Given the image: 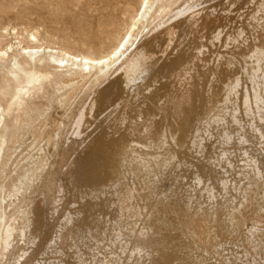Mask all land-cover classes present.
Returning a JSON list of instances; mask_svg holds the SVG:
<instances>
[{"label":"rangeland","instance_id":"374dc122","mask_svg":"<svg viewBox=\"0 0 264 264\" xmlns=\"http://www.w3.org/2000/svg\"><path fill=\"white\" fill-rule=\"evenodd\" d=\"M142 1L0 0V44L6 48L20 40L26 46L106 55L130 31ZM209 1L194 0L200 5L196 8L199 13L214 4L216 23L209 24L207 10L192 21L194 24L186 17L172 19L169 24L175 26L177 41L168 51L166 45H159L164 26L153 31L154 24L138 25L128 50L110 67L108 76L84 79L69 72L71 66L61 59L40 62L38 57L31 59L18 50L0 61L2 107H8L21 87L29 90L0 125V264H264V139L255 131L259 126L264 132V121L259 122L253 101L250 109L241 102L230 105L231 114L238 110V123L227 114L225 124L205 127L200 146L190 142L199 127L198 119L212 117L222 104L221 95L230 79L239 77L240 90L251 91L246 73L251 63L246 65L243 58L247 55L238 50L252 48L264 39V25L254 17L263 14L259 5L264 0ZM191 2L169 1L174 7ZM202 20L208 22L205 29ZM219 31L221 38L217 40ZM30 35L36 39L32 41ZM235 37L238 42L233 41ZM142 43L149 45L148 49L153 47L155 59L125 90L119 79L122 72L116 70ZM181 56L183 66L189 67L185 76H178L180 70L174 65ZM35 73L49 78L28 84L27 76ZM66 80L74 84L64 87ZM188 92H193L191 97ZM181 96L187 100L177 110L174 102ZM92 103L97 105L91 108ZM85 111L82 133L77 135L75 117ZM227 132L232 136L229 142L223 139ZM158 133L167 135L164 147L157 142ZM245 135L247 142L241 140ZM131 141L139 145L136 155L153 157L151 173L128 169L124 183L95 193L100 182L93 176L97 172L99 179L104 175L102 169L113 143ZM172 155L174 159H169ZM154 156L167 162L157 168ZM255 166L261 174L258 183L252 172ZM127 191L132 192V198L124 201ZM7 224L15 231L5 250L1 239Z\"/></svg>","mask_w":264,"mask_h":264},{"label":"bare ground","instance_id":"6f19581e","mask_svg":"<svg viewBox=\"0 0 264 264\" xmlns=\"http://www.w3.org/2000/svg\"><path fill=\"white\" fill-rule=\"evenodd\" d=\"M170 0H143L142 1V4L140 6V8L138 9L137 13L135 14V16H133L132 18V24H131V28H130V31L127 32V34H125L123 40L121 42H118L119 44L114 47V49L109 52L108 54L106 55H100V56H88V55H83V54H74V53H71V52H68V51H65V50H61V49H56V48H52V47H46V46H26L24 45L20 40L16 41L15 43H12V44H9L6 48H3L1 47V44H0V61H5L7 57H10V52H15V50H18L19 52L21 51V54L22 55H27L28 57H30L31 59H34L35 57H38L37 59L40 61V62H45L47 60L49 61H57L58 59H61L63 62H67L71 68H70V71L69 72H73V74H79L81 75L82 78L84 79H91V78H94L96 77L97 75L99 74H103V76H108L109 75V69L110 67L117 63L118 61L121 60V58L125 55L126 51L128 50V47L130 45V43H132L133 39H134V36H135V29L138 27V25H140L141 23L145 22V23H148L150 26L154 24V28H153V31L157 30L158 28H161L164 26V29L162 30L160 34V41H162L163 43L161 44V42H159L160 44L159 45H163L164 46L166 45L167 48H164L166 49V51H168L167 49L168 48H171L169 46H172V45H175L173 44V41H177V40H174V25H171L169 24V22L174 19V18H177V17H186V19L188 20L190 18L189 21H193L195 20L197 17H199L200 15H205V13H203L204 11L207 10V15L205 16L209 22V24H211L212 22H214V19L212 17V15L215 13L214 9V4L213 5H210V6H207V9L204 10L200 13L199 11L196 9L197 7H199L200 5L197 4L196 2H194V0H192L191 3H187L185 6L183 5H178L177 7H174L173 4L169 3ZM198 1V0H197ZM203 1V0H202ZM208 1V0H207ZM211 1V0H210ZM209 1V2H210ZM253 1L254 3L256 2V0H251ZM178 2V1H177ZM169 3V4H168ZM204 3V2H203ZM252 3V2H251ZM258 3V1H257ZM256 3V4H257ZM201 4V3H200ZM217 5V4H216ZM256 10V9H255ZM258 11V10H257ZM256 11V12H257ZM259 11H261L263 14L260 16V17H256V14H254L255 18H257V20L259 19L260 21L259 22H262V25H264V2L260 3L259 5ZM259 11L257 13H259ZM221 12V11H220ZM172 13H174L172 15ZM218 14V13H217ZM215 15V14H214ZM220 15V14H219ZM253 15V14H252ZM258 15V14H257ZM221 16V15H220ZM219 16V18H221ZM204 17V16H203ZM202 17V18H203ZM212 17V18H210ZM205 18V19H206ZM210 20H209V19ZM201 19V18H200ZM199 19V20H200ZM213 19V20H212ZM218 20V19H217ZM183 21V19H182ZM202 25L203 23L206 25V27L203 25V28H207V23L206 20H202ZM220 21V20H218ZM256 21V19L254 20ZM173 22V21H172ZM186 22V21H185ZM188 22V21H187ZM194 22V21H193ZM192 22V23H193ZM198 22V20H197ZM258 22V23H259ZM179 23V21H178ZM189 23V22H188ZM187 23V24H188ZM216 22H214L213 24H215ZM218 23V22H217ZM257 23V22H256ZM176 24V23H175ZM181 24V23H180ZM185 24V23H184ZM191 24V23H190ZM188 24V25H190ZM194 24V23H193ZM212 24V25H213ZM219 24V23H218ZM255 24V23H254ZM187 25V26H188ZM200 25H201V20H200ZM217 25V24H216ZM223 25V24H222ZM178 26V24L176 25ZM181 26V25H180ZM179 26V27H180ZM186 26V25H184ZM186 26V27H187ZM210 26V25H209ZM178 27V28H179ZM183 27V26H181ZM193 27V25H192ZM191 27V28H192ZM196 27V26H195ZM193 27V28H195ZM224 27V26H223ZM261 27V26H260ZM189 28V27H188ZM201 28V27H200ZM221 28V27H220ZM256 28V27H255ZM180 29V28H179ZM182 29V28H181ZM187 29V28H186ZM197 29V28H196ZM195 29V30H196ZM264 29V27H263ZM176 31L178 30L177 28L175 29ZM193 30V29H192ZM261 30V28H260ZM5 31V30H4ZM190 31V30H188ZM197 32L199 30H196ZM263 31V30H262ZM184 32V31H183ZM182 32V33H183ZM193 32V31H192ZM216 32V31H215ZM221 32L222 31H219L217 33V35L215 36V39L219 40L221 38ZM259 32V31H257ZM8 33V32H7ZM196 33V32H195ZM138 34V33H137ZM150 35L152 33H149ZM184 34V33H183ZM182 34V35H183ZM188 34V32H187ZM190 34V32H189ZM202 34V33H201ZM260 34V33H259ZM263 34V33H262ZM261 34V36H262ZM148 35V34H147ZM149 35V36H150ZM178 35V33H177ZM181 35V36H182ZM237 35V34H235ZM264 35V34H263ZM158 36V34H157ZM212 36V35H210ZM233 36V35H232ZM260 36V35H258ZM257 36V37H258ZM30 37L32 38V41L33 39H36V36L35 35H30ZM151 37V36H150ZM149 37V38H150ZM194 37V36H193ZM256 37V38H257ZM2 38V36H1ZM152 38V37H151ZM153 38L154 35H153ZM157 38V37H156ZM181 37H177L176 39H180ZM185 38H186V35H185ZM260 38V37H259ZM158 39V38H157ZM156 39V40H157ZM148 41L150 39H147ZM146 40V41H147ZM159 40V39H158ZM181 40V39H180ZM186 40V39H185ZM184 40V42H185ZM197 40V39H196ZM212 40V39H211ZM230 40V39H228ZM239 38L235 37L233 38V41L234 42H238ZM261 40V39H260ZM35 41V40H34ZM145 41V42H146ZM155 41V40H154ZM183 41V40H182ZM187 41V40H186ZM190 41V40H189ZM205 41V40H203ZM210 41V40H209ZM224 41V40H223ZM227 41V40H226ZM153 42V41H152ZM156 42V41H155ZM157 42V43H158ZM183 42V43H184ZM195 42V40H194ZM198 42V41H197ZM200 42V41H199ZM206 42V41H205ZM213 42V40H212ZM219 42V41H218ZM261 43H257L255 42V44L252 46V48H245L244 50L240 49L239 48V53L241 51V54H245L247 55L244 56L245 58H243V61L244 63L247 65L248 63H251L250 64V72L246 71V73H249L248 76H249V80L251 81V85H252V88H251V91L248 89V88H245L243 90H240L241 88V79L239 77H233L232 79L229 80V82L224 86V89H223V95H221V103L220 105L217 106V108H215L216 110V113L211 117L209 118H204V119H198V122L196 123H200L199 124V127L198 128H195L193 134L190 136L191 138V143L194 145H199L198 143H200L203 139L201 138V134H204L202 133L203 130L207 131L205 129V127H209L210 124H216V125H220L222 123H224L226 121V116L227 114H231V110L229 111L230 109V105L233 103H238V102H241V104L250 109V105H251V102L253 101V104L255 105L257 111H258V118H259V122H262L264 121V115H263V107H264V39L262 41H260ZM10 43V42H9ZM31 43V42H30ZM33 43V42H32ZM176 43V42H175ZM193 43V42H192ZM202 43V42H201ZM208 42H206L207 44ZM211 42H209L208 44L210 45ZM151 44V42H150ZM179 45V42L177 43ZM194 44V43H193ZM214 44V42H213ZM244 44V43H243ZM156 45V44H155ZM188 45V44H187ZM196 45V44H194ZM204 45V44H203ZM215 45V44H214ZM238 45V44H237ZM148 46L146 43L142 45H140L139 47H137L136 49H134V51L132 52V54L125 59V61L121 64V66L116 70L117 72L118 71H121V77L119 78L120 81L123 83V87L126 89H128L129 86L132 85V83H136V81L138 79L141 78V76L146 73L148 71V69L150 68L151 64L152 63V57H154V53L155 51H152L151 47L148 49ZM163 46V47H164ZM165 46V47H166ZM180 46V45H179ZM182 46V45H181ZM197 46V45H196ZM236 46V45H235ZM242 46V45H241ZM155 47V46H154ZM157 47V46H156ZM161 47V46H160ZM162 47V48H163ZM244 47V46H243ZM246 47H248L246 45ZM251 47V46H250ZM174 48V47H173ZM187 48V47H185ZM161 49V48H160ZM163 49V50H164ZM176 49V48H175ZM174 49V50H175ZM178 49V48H177ZM233 49V48H232ZM235 49V48H234ZM157 50V49H156ZM172 49H170L171 51ZM173 50V51H174ZM189 50V49H188ZM160 51V50H159ZM177 51V50H176ZM187 51V50H186ZM185 51V53H186ZM199 51V50H198ZM161 52H165V51H161ZM190 52V51H189ZM159 53V52H158ZM156 52V55L158 54ZM166 53V52H165ZM171 53H173L171 51ZM181 53V52H180ZM183 53V54H185ZM188 53V51H187ZM235 53V52H234ZM179 54V52H178ZM198 54V53H197ZM197 54H194L196 55V57L194 58H197ZM231 54V52H230ZM233 54V53H232ZM155 55V56H156ZM161 55V54H159ZM164 55V54H163ZM168 55V54H167ZM173 55V54H172ZM181 55V54H180ZM189 55H192L191 53H189ZM187 55V56H189ZM238 55V54H237ZM158 56V55H157ZM156 56V57H157ZM177 56V55H176ZM193 56V55H192ZM199 56V54H198ZM216 56V55H215ZM242 56V57H243ZM166 57V56H165ZM178 57V56H177ZM191 57V56H190ZM201 57V56H200ZM199 57V58H200ZM234 57V56H233ZM162 57H160L161 59ZM185 58V57H184ZM188 58V57H187ZM186 58V59H187ZM202 58V57H201ZM155 59V58H154ZM153 59V61H154ZM163 59V58H162ZM185 59V60H186ZM229 59V58H228ZM184 59H182V56L179 57L176 62L174 63L175 67L177 70H180V73L178 74V76H185L187 74V70L189 69L188 66H183V61ZM193 60V59H192ZM230 60V59H229ZM233 60V59H232ZM231 60V61H232ZM151 61V62H150ZM158 61V60H157ZM227 61V60H226ZM170 62V61H169ZM192 62V61H191ZM185 63V62H184ZM228 63V62H227ZM226 63V64H227ZM195 64V62H194ZM231 64V63H229ZM18 65V64H17ZM154 65V64H152ZM249 66V65H248ZM152 67V66H151ZM165 67V66H163ZM183 67V68H182ZM229 68V67H228ZM248 67L246 68V70L249 69ZM162 69V68H161ZM167 69V68H165ZM175 69V68H174ZM175 69V70H176ZM153 70V69H151ZM173 70V69H172ZM176 70V71H177ZM167 71V70H166ZM160 72V71H159ZM172 72V71H171ZM168 71V73H171ZM245 72V71H244ZM157 73V72H156ZM167 73V72H166ZM72 74V73H71ZM115 74V73H114ZM176 74V73H175ZM158 75V73L156 74V76ZM161 75V74H160ZM149 76V75H148ZM152 76V75H151ZM155 76V75H154ZM162 76V75H161ZM175 76V75H174ZM188 76V75H187ZM49 77L48 75H44V74H39V73H35V74H29L27 76V79H28V84H35L36 82H42V81H45L47 80ZM156 78V77H155ZM165 78V77H164ZM175 78V77H174ZM184 78V77H183ZM181 78V79H183ZM145 79V78H144ZM155 80V79H154ZM160 80V79H159ZM163 80V78H162ZM175 80V79H174ZM185 80V78H184ZM76 81V80H74ZM88 81V80H87ZM90 81V80H89ZM119 81V80H118ZM119 81V82H120ZM181 81V80H180ZM158 82V81H157ZM74 83H72V80H66L65 81V84L63 85L64 87H69V86H72ZM121 84V83H120ZM186 84V83H185ZM63 87V88H64ZM113 87V86H112ZM27 87H21L19 90L16 91L15 93V97L13 98L12 102L8 105L7 108H3L2 105L0 104V125H4V122L6 121V117L9 116L11 114V111L13 109V107L16 105V102H19L23 96H25V94H27L29 92V90H25ZM195 89V88H194ZM193 89V90H194ZM71 90V89H70ZM74 90V89H73ZM123 90V89H122ZM177 90V89H176ZM69 91V90H68ZM82 91V90H81ZM175 91V90H174ZM102 92V91H101ZM107 92V91H106ZM187 92V91H186ZM70 95V91L68 92ZM67 91H66V94H68ZM73 93V92H72ZM123 93V92H122ZM181 93V92H180ZM189 93V92H188ZM190 93H193V92H190ZM189 93V94H190ZM222 93V92H221ZM65 94V93H64ZM100 94V93H99ZM78 95V94H77ZM101 95V94H100ZM103 97L105 98L106 95L103 93ZM66 96V95H65ZM65 96H63V104L66 102V98ZM69 96V95H68ZM72 96V95H71ZM157 96V95H156ZM186 96V95H185ZM102 97V98H103ZM133 97V96H132ZM190 97H191V94H190ZM98 98V97H97ZM116 98V97H115ZM122 98V97H121ZM187 97H184V96H181V98H178V99H174L175 102H174V106L177 110L180 109V107H182V103L184 101H186ZM68 99V97H67ZM99 99V98H98ZM107 99V98H106ZM109 99V98H108ZM150 99V98H149ZM173 99V98H172ZM186 99V100H185ZM97 100V99H96ZM151 100V99H150ZM170 100V98H169ZM173 100V101H174ZM219 100V99H217ZM192 101V100H191ZM68 102V101H67ZM95 102V100L93 101ZM150 102V101H149ZM158 102V101H156ZM154 102V103H156ZM188 102V101H187ZM96 103H98V101H96ZM96 103H92L93 105L91 106V108L94 106V105H97ZM167 103V102H166ZM191 103V102H190ZM218 103V102H217ZM219 104V103H218ZM154 104H151V106L153 107ZM164 105V104H163ZM192 107V104H190ZM215 105V104H214ZM231 105V106H232ZM241 105V106H242ZM157 106V105H155ZM155 106L153 109H155ZM185 106V105H184ZM237 106V104H236ZM95 107V106H94ZM151 107V108H152ZM168 107V106H166ZM189 107V110H191ZM234 107V106H232ZM239 107V106H238ZM254 107V106H253ZM128 108V107H127ZM158 108V107H157ZM162 108V107H160ZM169 108H171V106H169ZM183 108V107H182ZM188 108V107H187ZM213 108V107H212ZM168 109V108H167ZM172 109V108H171ZM174 109V108H173ZM186 109V108H185ZM185 109H184V112H185ZM195 109V107H194ZM192 109V110H194ZM197 109V108H196ZM160 110V109H159ZM162 110V109H161ZM166 110V108H165ZM188 110V109H187ZM188 110V111H189ZM237 110V109H236ZM232 113L231 114V117L229 118H232V121L233 123H238V116H237V112ZM84 111V110H83ZM139 111V110H138ZM163 111V110H162ZM169 111V110H168ZM173 111V110H172ZM186 111V113L188 112ZM212 111V110H210ZM234 111V110H233ZM238 111V110H237ZM246 111V110H245ZM249 111V110H248ZM86 112V111H85ZM147 112V111H146ZM152 112V110L150 111ZM155 112V111H154ZM195 111H193L194 113ZM204 112V111H203ZM209 112V111H208ZM213 112V111H212ZM253 112V111H252ZM255 112V111H254ZM138 113V112H137ZM159 113V112H158ZM168 113V112H167ZM175 113V112H174ZM192 113V114H193ZM249 113V112H248ZM85 114L86 113H80L77 114L75 117V134L77 135H81L82 133V128L84 127L83 125L85 124ZM140 114V113H139ZM148 114V112H147ZM151 114V113H150ZM153 114V112H152ZM151 114V115H152ZM166 114V113H165ZM170 114H173L172 112ZM185 114V113H184ZM183 114V116H184ZM208 114V113H207ZM256 114V112H255ZM254 114V115H255ZM163 115V114H162ZM178 115V114H177ZM186 115V114H185ZM197 115V114H196ZM206 115V113H205ZM153 116V115H152ZM166 117V115H164ZM188 116V115H187ZM138 117V116H136ZM186 116L183 117V119L185 118ZM189 117V116H188ZM195 117V116H194ZM200 117V116H199ZM206 117V116H205ZM228 117V116H227ZM250 117V116H248ZM151 118V117H150ZM167 118V117H166ZM181 119V118H180ZM188 119V118H187ZM196 119V117H195ZM240 119V118H239ZM166 120V119H165ZM178 120V119H177ZM186 120V119H185ZM184 121V120H183ZM154 122V121H153ZM186 122V121H184ZM187 123V122H186ZM192 123V122H191ZM255 123V122H254ZM253 123V124H254ZM194 124V123H193ZM225 124V123H224ZM256 124V123H255ZM264 124V123H263ZM145 125V124H144ZM143 125V126H144ZM258 125V124H257ZM261 125V123H260ZM8 124L5 125V128H7ZM57 126V125H56ZM132 126V125H131ZM140 126V125H139ZM153 126V125H152ZM151 126V127H152ZM175 126V125H174ZM173 126V127H174ZM203 126V128H201ZM236 126V125H235ZM254 126V125H253ZM149 127V125H148ZM176 127V126H175ZM179 127V126H178ZM184 127H187V126H184ZM192 127V125H191ZM55 128V127H54ZM153 128V127H152ZM155 128V127H154ZM181 128V127H180ZM262 128V127H261ZM258 127H255V131L257 133H259V135H261L264 139V132L262 131V129ZM145 129V128H144ZM168 129V127L166 128ZM54 130V129H53ZM59 130V129H58ZM147 130V129H146ZM153 130V129H150V131ZM165 130V129H164ZM181 130V129H180ZM254 130V129H253ZM149 131V132H150ZM155 131V130H154ZM169 131V130H168ZM172 131V130H171ZM209 131V130H208ZM133 132H135L133 130ZM153 132V131H152ZM174 132V130H173ZM181 132V131H178V133ZM58 133V132H57ZM129 133V132H128ZM132 133V132H131ZM138 133V132H137ZM144 133H145V130H144ZM162 133V131H161ZM169 133V132H168ZM201 133V134H200ZM206 133V132H205ZM55 134V133H54ZM135 134V133H133ZM149 134V133H148ZM159 135H157V142H159V145H161L162 147H164V145H166L167 143V135L166 134H160L158 133ZM174 134V133H173ZM180 134V133H179ZM138 135V134H137ZM171 135V134H170ZM247 135V134H246ZM246 135L243 136L241 138V140L243 142H247V138H246ZM258 135V136H259ZM56 136V134H55ZM127 136V135H126ZM141 136V135H140ZM139 136V137H140ZM152 136V135H151ZM154 136V135H153ZM156 136V135H155ZM177 136V135H176ZM255 136V135H254ZM257 136V135H256ZM169 137V136H168ZM186 137V136H185ZM261 137V138H262ZM53 138H55L53 136ZM57 138V137H56ZM155 138V137H154ZM171 138L173 139V141H176L175 140V136H171ZM101 139V138H100ZM140 139V138H138ZM151 139V138H150ZM226 142H229L230 140H232V136L230 135V133H225L224 135V138ZM146 140V139H145ZM156 140V139H155ZM251 140V139H250ZM102 141H104L102 139ZM106 141V140H105ZM249 141V140H248ZM100 142V141H98ZM185 142V141H184ZM39 143V142H38ZM102 144V142H100ZM99 143V144H100ZM104 143V142H103ZM106 143V142H105ZM104 143V144H105ZM118 143V142H117ZM116 142L113 143V145L111 146L110 148V157H109V160L108 162H106V166L103 167L102 171H103V176L100 177V179L96 176L97 175V168L95 167L97 165H99L100 163H95L97 162L96 159L94 158L95 160V165L94 167L96 168V172L95 173L96 175H94L93 177H96V181H99L100 184L98 183L97 186L99 187H96L95 183H94V186L96 187L95 190H93L95 193H101V192H104L107 188H111V187H115V186H119L121 183H124L122 182V179L125 177V173L128 169H130V171L134 172L135 173H138V172H141V171H146V172H150L152 171L151 169V165H150V161L153 160V157L152 159L150 160L149 157H143L142 155H136L137 153V145L134 144V142L131 141V144H128L125 142H121L123 144H117ZM142 143V142H141ZM41 144V143H40ZM177 144V143H176ZM180 145V144H179ZM183 145V144H182ZM58 146V145H57ZM99 146V145H97ZM200 146V145H199ZM102 147L103 144H102ZM161 147V148H162ZM58 148V147H57ZM97 148V147H96ZM139 148V147H138ZM39 149V148H38ZM104 149V148H102ZM101 149V150H102ZM107 150V148H105ZM143 149V148H142ZM98 151H100L98 149ZM103 152H105L104 150H102ZM101 151V152H102ZM2 152H3V145H1L0 147V156L2 155ZM43 152V151H42ZM108 153V152H106ZM177 153V152H176ZM105 154V153H103ZM140 154V153H139ZM145 154V153H144ZM106 155V154H105ZM146 156L149 155V154H145ZM102 153H101V157H102ZM151 156V155H149ZM104 157V156H103ZM106 159H108L107 156H105ZM155 157V156H154ZM99 158V157H98ZM100 159V158H99ZM104 159V158H103ZM105 159V160H106ZM169 159H174V155L171 156V158ZM93 160V161H94ZM101 161V160H100ZM102 162V161H101ZM134 162H137V164L135 165ZM167 162L166 159H161L159 156L155 157L154 158V165H156L157 168L161 167L163 164H165ZM153 163V161H152ZM103 164V163H102ZM101 164V165H102ZM103 166V165H102ZM164 166V165H163ZM40 167V166H39ZM91 167V166H90ZM90 167L88 169H90ZM92 168V167H91ZM94 168V169H95ZM100 168V167H99ZM98 168V169H99ZM256 168V166H255ZM92 169V170H94ZM101 170V169H100ZM100 171V172H102ZM252 172H255V178L254 180H257V183L260 182V177H261V174L259 173L258 169H254V171ZM85 173V172H84ZM83 173V174H84ZM91 173V172H90ZM94 173V171H93ZM132 174V173H131ZM146 175V174H145ZM92 177V176H91ZM89 177V178H91ZM92 177V178H93ZM91 178V179H92ZM254 178V176H253ZM90 180V179H88ZM95 180H91V181H95ZM253 180V181H254ZM95 181V182H96ZM256 182V181H255ZM254 182V183H255ZM264 182V181H263ZM262 182V183H263ZM91 183V182H89ZM88 183V184H89ZM92 185V184H91ZM255 185V184H254ZM259 185H261L259 183ZM263 186L264 188V185H261ZM93 187V186H92ZM258 188V187H257ZM260 190V187L258 188ZM264 191V190H263ZM262 191V192H263ZM256 192V191H255ZM253 193V192H252ZM257 193V192H256ZM254 193V194H256ZM260 193V192H258ZM257 193V194H258ZM96 196V195H95ZM98 196V195H97ZM258 196V195H257ZM262 196V195H261ZM132 198V192L131 191H127L125 192V194L123 195V200L124 201H127V200H130ZM3 202V201H2ZM254 203V202H253ZM252 203V204H253ZM122 207V206H121ZM124 208V207H123ZM125 209V208H124ZM127 209V208H126ZM242 211V210H241ZM256 212V211H255ZM247 213V212H246ZM258 223V222H257ZM9 224V223H8ZM7 224V225H8ZM41 227V226H40ZM255 226H254V228ZM14 231H15V228H13L11 225H8L6 228H5V232H4V237L1 239L2 241V244L5 246V250L9 248V246L11 245V240L13 239V236H14ZM3 236V235H2ZM263 236V235H262ZM143 237V236H142ZM37 239V238H36ZM58 240V238H57ZM142 240V239H141ZM50 244V243H49ZM53 244V243H52ZM3 246V247H4ZM138 246V245H137ZM47 247V246H46ZM45 247V248H46ZM137 248V247H136ZM48 249V247H47ZM140 249V248H139ZM3 251V250H2ZM142 251V250H141ZM141 253V252H140Z\"/></svg>","mask_w":264,"mask_h":264}]
</instances>
